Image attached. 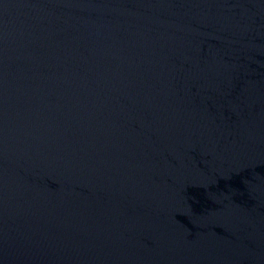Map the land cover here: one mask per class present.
<instances>
[{"label": "water", "instance_id": "water-1", "mask_svg": "<svg viewBox=\"0 0 264 264\" xmlns=\"http://www.w3.org/2000/svg\"><path fill=\"white\" fill-rule=\"evenodd\" d=\"M0 264H264V0H0Z\"/></svg>", "mask_w": 264, "mask_h": 264}]
</instances>
